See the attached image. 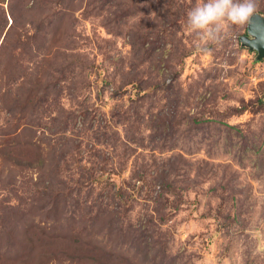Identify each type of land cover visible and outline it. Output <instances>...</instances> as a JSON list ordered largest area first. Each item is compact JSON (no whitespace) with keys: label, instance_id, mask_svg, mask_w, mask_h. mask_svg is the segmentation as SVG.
<instances>
[{"label":"rangeland","instance_id":"1","mask_svg":"<svg viewBox=\"0 0 264 264\" xmlns=\"http://www.w3.org/2000/svg\"><path fill=\"white\" fill-rule=\"evenodd\" d=\"M198 2L66 0L61 106L0 109V264L20 238L4 203L45 229V264H264V58L241 45L247 25L205 45L187 26ZM31 139L36 162L14 161Z\"/></svg>","mask_w":264,"mask_h":264},{"label":"trees","instance_id":"2","mask_svg":"<svg viewBox=\"0 0 264 264\" xmlns=\"http://www.w3.org/2000/svg\"><path fill=\"white\" fill-rule=\"evenodd\" d=\"M69 8L66 0H0V109L9 111L14 119L20 120L27 117L29 112H39L50 105L61 106L59 95L61 96L62 88L56 85L66 77L65 71L70 70L73 60L72 56L67 58L65 49L52 52L56 46L53 34L57 21L66 15ZM146 39L147 37L143 41ZM187 55V52L183 53L182 58ZM61 56L64 57L63 66H55ZM55 71L59 73L56 75ZM15 83L19 84L20 90H15ZM3 130L7 134L15 133L13 125ZM16 139L17 137L15 141ZM32 140L17 141L23 144L17 145L19 150L14 148L11 153L14 161L18 159L15 153H23L29 162H36L27 155L31 152L30 149H38L33 146L35 142ZM40 154L41 152L38 156ZM4 204L2 228L5 239L15 242L20 238L16 242L18 251L14 256L3 258L1 264H45L50 258L48 253L53 248V241L45 229L41 231V227H36L33 223L30 228H25V211H21L20 206ZM75 244L78 248L72 244H68V247L64 244L57 245L60 252L55 256L72 257L74 253L65 250L69 248L90 253L82 242Z\"/></svg>","mask_w":264,"mask_h":264},{"label":"clouds","instance_id":"3","mask_svg":"<svg viewBox=\"0 0 264 264\" xmlns=\"http://www.w3.org/2000/svg\"><path fill=\"white\" fill-rule=\"evenodd\" d=\"M259 8L260 0H201L188 11L187 26L205 45L219 43L226 25H248Z\"/></svg>","mask_w":264,"mask_h":264},{"label":"water","instance_id":"4","mask_svg":"<svg viewBox=\"0 0 264 264\" xmlns=\"http://www.w3.org/2000/svg\"><path fill=\"white\" fill-rule=\"evenodd\" d=\"M242 46L256 50L258 59L264 58V15L256 13L247 25V33L240 36Z\"/></svg>","mask_w":264,"mask_h":264}]
</instances>
